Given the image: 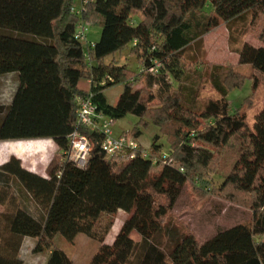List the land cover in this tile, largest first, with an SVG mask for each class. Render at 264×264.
I'll return each instance as SVG.
<instances>
[{"label":"trees","instance_id":"obj_1","mask_svg":"<svg viewBox=\"0 0 264 264\" xmlns=\"http://www.w3.org/2000/svg\"><path fill=\"white\" fill-rule=\"evenodd\" d=\"M73 6L74 0H0V76L19 79L10 104L0 103V141L50 139L66 153L78 131L92 146L85 168L62 157L49 177L26 169L16 156L0 166V264H25L26 238L37 241L34 253L48 254L45 264H76L56 238L74 243L81 234L98 244L89 264H264V240H258L264 236V110L250 128L228 99L248 79L255 90L258 77L183 62L189 47L224 25L240 64L264 74V47L245 39L255 34L264 42V0H89L84 20L102 30L89 57L75 39ZM130 45L142 67L139 77L114 60ZM157 65L158 72H150ZM204 79L218 98L199 106ZM118 84L123 93L110 105L105 92ZM90 95L114 121L137 117L136 138L155 125L151 153L158 161L108 158L102 135L78 126L76 97ZM214 176L223 178L220 186ZM188 183L248 208L252 223L201 243L169 220ZM120 211L129 217L107 245Z\"/></svg>","mask_w":264,"mask_h":264},{"label":"rangeland","instance_id":"obj_2","mask_svg":"<svg viewBox=\"0 0 264 264\" xmlns=\"http://www.w3.org/2000/svg\"><path fill=\"white\" fill-rule=\"evenodd\" d=\"M101 34L102 30L100 28L91 26L88 38L91 42L98 41L101 38ZM245 39L255 47H264V42L258 39L255 34H250ZM229 40V32L226 26L222 25L203 37L201 41L189 47L184 54L183 62L185 67L197 62L200 71H204L205 65L212 64L234 67L237 72L247 76L257 75L258 85L255 90L253 89L254 81L248 79L242 89L237 88L233 90L228 97L232 105V112L235 113L238 110L244 112L247 116L249 127L253 128L256 116L264 110V74L251 65H241L238 55L231 50ZM83 45L87 48L86 44ZM131 49L132 45L129 46V49L117 54L114 60L119 65L128 67L135 76L139 77L142 67L138 59L131 54ZM112 58L108 59V63ZM138 80L136 87L144 84V79L141 78ZM17 81L18 87L19 79L17 76H0V92L3 91V93H0L1 104H10L14 92L17 90V87L15 89V82ZM3 85H5L4 88ZM198 86H201L200 94L197 96L199 106H204L210 100L218 98V94L207 79L200 82ZM81 87L89 90L91 85L88 82H82ZM123 90L124 85L118 84L105 92L110 105H116ZM248 98L249 101L245 104ZM138 123L139 119L131 114L125 118L116 120L113 125L114 134L116 136L122 135L123 133L132 134ZM157 135H159V129L155 125L150 124L148 127L143 128L142 135L138 138L143 149L151 151L153 140ZM159 143L163 145L161 153H168L169 144L167 139L162 137ZM31 147L35 149L32 150ZM22 148L23 150H28V153L24 155L26 157V166L44 177H49L50 169L57 162L61 161L65 154L54 141H0V156L4 158V161L0 162V166L6 163L11 156L19 153ZM223 181V178L218 176H214L212 179V183L217 186H220ZM208 191L199 193L196 185L192 183L185 185L169 216V220L175 224L177 223L183 227H187L201 243L234 226L250 225L252 223L253 214L248 208ZM26 203L29 212L37 215L34 204L31 201H27ZM2 211L3 208L0 206V212ZM125 213L124 211L120 214L118 213L115 218L116 222L119 223L122 221L126 215ZM258 240H264V236L258 237ZM56 244L76 264H89L92 256L98 249V244L84 234L79 235L74 243L66 241L62 236H58L56 238Z\"/></svg>","mask_w":264,"mask_h":264},{"label":"built area","instance_id":"obj_3","mask_svg":"<svg viewBox=\"0 0 264 264\" xmlns=\"http://www.w3.org/2000/svg\"><path fill=\"white\" fill-rule=\"evenodd\" d=\"M78 1L80 2V6L74 5L72 8V13L79 19L75 39L82 44H86V47H88L86 55L89 57V49L95 46V43L88 42L89 31L92 25L84 20V14L89 0ZM159 67L160 65H157L150 72H158ZM88 82L91 83V80ZM76 103L78 126L102 135L101 147L108 158H124L130 160L141 155L143 158L153 159L154 162L158 161L159 157L154 156L151 151L143 149L138 138L134 135L124 133L116 136L113 129L115 121L98 111L97 105L94 103L91 95L87 97H76ZM91 149L90 141L78 131H75L69 136V151L64 154V157L75 163L78 167L85 168ZM167 159L166 155L162 156L163 161H167Z\"/></svg>","mask_w":264,"mask_h":264},{"label":"crops","instance_id":"obj_4","mask_svg":"<svg viewBox=\"0 0 264 264\" xmlns=\"http://www.w3.org/2000/svg\"><path fill=\"white\" fill-rule=\"evenodd\" d=\"M74 5L75 6H80V2L78 0H74ZM89 37V36H88ZM88 42L89 43H96L97 41H93L91 42L88 38ZM86 52H88V47L86 48ZM17 82H15V89L17 87ZM89 83V82H88ZM5 87V85H3V88ZM2 88V89H3ZM4 90V89H3ZM0 93H3L0 92ZM124 134V133H123ZM120 136V135H119ZM41 140H48V141H52L50 139H41ZM30 141H33V140H30ZM37 141V140H36ZM139 141V140H138ZM141 144V143H140ZM142 146V145H141ZM143 147V146H142ZM152 147V146H151ZM145 148V147H144ZM31 149H35L33 147H31ZM147 150V149H146ZM26 153H28V150H23V148L21 149V151L19 153H16L15 156H17L21 161H23V166L32 171L31 169H29V167L26 166V163H25V159L26 157L24 156ZM4 161V158H2V156H0V162ZM34 172V171H33ZM123 211H120V213H122ZM126 215L124 216L123 220L120 221L119 223L116 222L113 230L111 231V233L109 234V236L107 237L106 239V244L107 245H113L120 230L122 229V226L125 222V220L129 217V215L127 213H125ZM127 216V217H126ZM138 238V239H137ZM133 239L137 242H139L141 240V237L137 234L133 235ZM206 242V241H205ZM36 244H37V241L35 239H32V238H26L23 242V250L26 248L28 249V252L26 254V260L24 261L25 264H45L46 261H47V258H48V254H36L34 253V250H35V247H36Z\"/></svg>","mask_w":264,"mask_h":264}]
</instances>
